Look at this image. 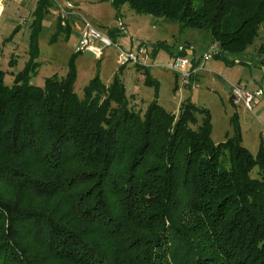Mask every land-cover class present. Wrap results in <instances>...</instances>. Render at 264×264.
<instances>
[{
  "label": "trees",
  "instance_id": "16d2710c",
  "mask_svg": "<svg viewBox=\"0 0 264 264\" xmlns=\"http://www.w3.org/2000/svg\"><path fill=\"white\" fill-rule=\"evenodd\" d=\"M95 1L207 31L222 57L251 46L264 25V0ZM51 2L37 0L24 68L10 84L0 69V184L15 188L0 191V264H264V146L243 144L236 116L215 143L210 110L189 97L177 113L156 99L137 110L125 64L82 96L76 52L64 75L33 83ZM71 10L58 29L71 31Z\"/></svg>",
  "mask_w": 264,
  "mask_h": 264
},
{
  "label": "rangeland",
  "instance_id": "374dc122",
  "mask_svg": "<svg viewBox=\"0 0 264 264\" xmlns=\"http://www.w3.org/2000/svg\"><path fill=\"white\" fill-rule=\"evenodd\" d=\"M68 1L73 5L71 18L75 17L70 32L57 28L60 12L66 14L71 7ZM36 4L37 0H0V9L4 6L0 15V69L6 72L8 84L30 58L31 25L35 20ZM43 14L36 57L40 63L32 77L33 83L43 85L47 76L64 75L76 52L75 91L82 96L84 86L96 75L104 82H110L120 65H124L119 61V47L127 51L141 47L147 50L146 61L142 64L149 67L157 85L146 82L142 71L135 67L136 62H126L121 70L127 94L135 93L132 103L137 110L144 112L148 103L156 99L168 111L177 113L181 102L189 97L210 110L215 143L233 134V117L236 116L243 144L254 153L264 146V96L249 109L243 101L234 103L226 91L227 85L232 87L239 83L250 90L264 86V53L258 49L264 42V25L251 46L242 51H226L222 57L216 55L221 50L220 43L209 32L196 27L181 29L177 22H164L149 14H139L128 4L121 6L118 12L109 1L52 0ZM120 20L125 24V30L120 29ZM85 21L106 33L110 43L96 39L90 48L77 51ZM142 41L145 44L140 45ZM159 41L167 46L156 48ZM93 46L96 49H92ZM182 46H185L184 53L179 54ZM178 55L196 65L190 71L188 83L181 72L166 66ZM0 189L4 194L12 195L9 191L15 188L1 183ZM53 262L47 260L45 264Z\"/></svg>",
  "mask_w": 264,
  "mask_h": 264
},
{
  "label": "built area",
  "instance_id": "2783aa9c",
  "mask_svg": "<svg viewBox=\"0 0 264 264\" xmlns=\"http://www.w3.org/2000/svg\"><path fill=\"white\" fill-rule=\"evenodd\" d=\"M69 8H72V3L68 1ZM68 12V11H67ZM66 12V13H67ZM119 25L122 26V23L119 22ZM96 39H100L107 43H110V38L106 33H103L99 28L91 24L89 21H85V28L83 29V34L79 39V43L76 46V50H82L86 48H90ZM94 48V46L92 47ZM120 51V63L125 64L126 62H136V63H144L147 58V50L143 48H139L138 50L127 51L119 47ZM166 66L175 71H179L183 74L185 81L189 82L190 71L194 66H192L191 61L185 56H177L174 60L168 62ZM187 69V70H186ZM232 93L235 95V102L243 101L245 105L249 108H253V104L262 99L264 96V86L257 87L254 90L246 89L242 83L234 85L231 87Z\"/></svg>",
  "mask_w": 264,
  "mask_h": 264
},
{
  "label": "water",
  "instance_id": "95a60500",
  "mask_svg": "<svg viewBox=\"0 0 264 264\" xmlns=\"http://www.w3.org/2000/svg\"><path fill=\"white\" fill-rule=\"evenodd\" d=\"M226 91L230 94L231 100L235 103V95L232 93L231 87L227 85Z\"/></svg>",
  "mask_w": 264,
  "mask_h": 264
},
{
  "label": "crops",
  "instance_id": "0c3cea01",
  "mask_svg": "<svg viewBox=\"0 0 264 264\" xmlns=\"http://www.w3.org/2000/svg\"><path fill=\"white\" fill-rule=\"evenodd\" d=\"M4 5V4H3ZM3 8H4V6L0 9V15H1V13L3 12ZM72 23L74 24L75 23V17H73V18H71L70 19V24H71V26H72ZM81 36V35H80ZM139 48H141V47H139ZM138 48V49H139ZM187 70V69H186Z\"/></svg>",
  "mask_w": 264,
  "mask_h": 264
}]
</instances>
